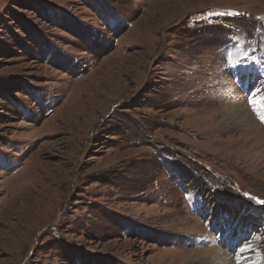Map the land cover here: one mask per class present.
I'll return each mask as SVG.
<instances>
[{"label":"rangeland","instance_id":"374dc122","mask_svg":"<svg viewBox=\"0 0 264 264\" xmlns=\"http://www.w3.org/2000/svg\"><path fill=\"white\" fill-rule=\"evenodd\" d=\"M262 115L264 0H0V264H264Z\"/></svg>","mask_w":264,"mask_h":264},{"label":"snow or ice","instance_id":"6c2138e0","mask_svg":"<svg viewBox=\"0 0 264 264\" xmlns=\"http://www.w3.org/2000/svg\"><path fill=\"white\" fill-rule=\"evenodd\" d=\"M249 103H251L254 106V108H255L256 101L254 99L253 100H250ZM260 119H261V122L264 123V115H262L260 117ZM245 195L248 196L247 193ZM253 199H255L256 204H258V205H264V200H261V199H258V198H253Z\"/></svg>","mask_w":264,"mask_h":264},{"label":"bare ground","instance_id":"6f19581e","mask_svg":"<svg viewBox=\"0 0 264 264\" xmlns=\"http://www.w3.org/2000/svg\"><path fill=\"white\" fill-rule=\"evenodd\" d=\"M245 109H246V108H245ZM240 118H242V117H240ZM242 121H244L243 118H242ZM251 124H252V120L248 118V119L245 121V124H243V125H244L245 128H249V127H251ZM260 130H261V129H260Z\"/></svg>","mask_w":264,"mask_h":264}]
</instances>
